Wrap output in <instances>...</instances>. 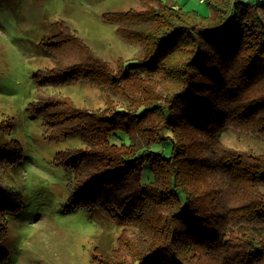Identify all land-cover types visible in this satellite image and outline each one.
Segmentation results:
<instances>
[{
	"label": "trees",
	"instance_id": "trees-1",
	"mask_svg": "<svg viewBox=\"0 0 264 264\" xmlns=\"http://www.w3.org/2000/svg\"><path fill=\"white\" fill-rule=\"evenodd\" d=\"M201 1L209 15L162 0L157 10H115V32L139 47L137 57L113 66L90 56L93 63L50 72L53 82L35 77L34 111L46 138L71 135L86 145L65 161L55 158L67 174L75 171L69 207H95L122 224L115 247L96 261L264 264V145L237 150L220 140L231 128L264 143V88L256 91L264 82V6ZM80 80L136 100L108 115L57 110L71 130L53 139L45 117L56 104L37 106L44 88ZM86 116L87 125L79 127ZM9 194L0 186V208L9 205ZM125 222L136 230L127 231ZM6 233L1 219L0 242ZM5 258L0 248V264Z\"/></svg>",
	"mask_w": 264,
	"mask_h": 264
},
{
	"label": "rangeland",
	"instance_id": "rangeland-1",
	"mask_svg": "<svg viewBox=\"0 0 264 264\" xmlns=\"http://www.w3.org/2000/svg\"><path fill=\"white\" fill-rule=\"evenodd\" d=\"M245 1L264 6V0ZM162 2L210 14L206 1ZM159 5L156 0H0V146L8 147L0 151L5 153L0 158V186L13 197L8 206L0 208V220L7 225L0 242L6 253L3 264H105L94 257L115 247L122 224L95 207H69L75 171L67 174L55 158L65 161L74 148L86 145L71 135L58 142L46 138L43 118L34 111L38 100L35 77L53 82L50 72L62 74L86 60L93 63L89 61L93 56L113 66L132 60L141 50L115 32L110 16L115 10H157ZM263 88L264 82L256 91ZM44 90L37 106L56 104L50 106L53 116L45 117L47 133L53 139L71 130L55 115L57 110L69 114L73 107H81L90 110V116L108 115L136 100L134 94L125 102L110 88L102 90L85 80ZM38 109L40 112L41 107ZM72 116L77 118V113ZM88 117L79 127L87 125ZM14 140L18 143L15 149ZM220 140L237 150H260L264 145L256 136L246 137L231 128L225 129ZM125 227L136 230L127 222Z\"/></svg>",
	"mask_w": 264,
	"mask_h": 264
},
{
	"label": "crops",
	"instance_id": "crops-1",
	"mask_svg": "<svg viewBox=\"0 0 264 264\" xmlns=\"http://www.w3.org/2000/svg\"><path fill=\"white\" fill-rule=\"evenodd\" d=\"M201 1V0H200Z\"/></svg>",
	"mask_w": 264,
	"mask_h": 264
}]
</instances>
